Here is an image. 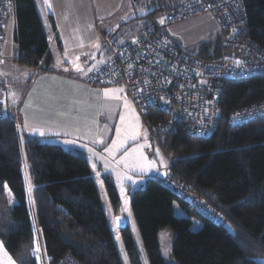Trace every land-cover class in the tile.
<instances>
[{
  "label": "trees",
  "instance_id": "1",
  "mask_svg": "<svg viewBox=\"0 0 264 264\" xmlns=\"http://www.w3.org/2000/svg\"><path fill=\"white\" fill-rule=\"evenodd\" d=\"M182 1L144 0L147 12L141 20L140 34L159 13L175 8ZM244 4L246 20L239 35L264 49V0H244ZM46 8L50 19L49 7ZM10 10L14 15L15 47L13 58H8L39 72L50 70L53 57L35 1L8 0L7 14ZM104 36L110 39L111 33L104 32ZM219 41L220 33L209 35L189 53L213 61L219 56ZM259 101H264V73L225 80L219 93L221 115L211 135L190 136L174 129L162 135L158 146L152 142L148 125L165 121L166 116L154 109L146 111L144 116L137 112L151 146L145 145L143 152L152 156V148L157 147L169 158L165 171L191 182L195 194L223 213L234 231L231 234L224 224L202 217L165 185L163 179L149 175L139 187L127 185L130 207L149 264H261L258 260L264 261V117L229 126L232 111ZM29 182L34 204L27 203L25 189ZM103 185L113 214L121 215L119 194L110 174H103ZM174 203L186 215L176 216ZM0 210L6 216L0 220V241L5 242L6 253L16 264H21V255L35 261L30 254L34 240L32 222L41 229L49 264H56L66 253L83 264H122L86 153L42 141L36 135L20 134L14 120L2 113ZM192 217L200 221L198 229L191 228ZM119 229L131 263L138 264L128 226ZM166 229L171 233L168 256L162 254L159 240V234Z\"/></svg>",
  "mask_w": 264,
  "mask_h": 264
},
{
  "label": "built area",
  "instance_id": "2",
  "mask_svg": "<svg viewBox=\"0 0 264 264\" xmlns=\"http://www.w3.org/2000/svg\"><path fill=\"white\" fill-rule=\"evenodd\" d=\"M237 4L239 15H236L234 7ZM7 11L8 0H0V38ZM204 13L212 15L220 33L219 56L213 61L202 60L182 50L163 32L165 27L179 20ZM161 18H164V24H160ZM245 20L244 0H183L175 8L159 13L134 39L118 44L105 40L107 58L84 78V82L98 88H122V93L131 100L141 116L149 109L164 114L165 121L148 125L156 146L164 133L174 129L183 130L190 136H209L216 130L221 115L219 93L222 82L264 73V49L239 35ZM233 28L238 31L233 32ZM237 60L243 61V66L236 67ZM8 61L11 59L4 56L0 49V64ZM88 62L87 56L76 61L79 65ZM202 80L207 83L202 84ZM161 97L167 101L166 104ZM5 100L6 89L0 81V114ZM234 114H239L240 123L264 117V101L232 111L229 126L233 124ZM249 115L251 119H243ZM145 151L149 152L148 149ZM167 173L163 183L178 197L189 202L202 217L212 222L228 223L223 213L195 194L191 182L179 180L169 171ZM34 234L33 231V237ZM56 264L83 263L71 253H66Z\"/></svg>",
  "mask_w": 264,
  "mask_h": 264
},
{
  "label": "crops",
  "instance_id": "3",
  "mask_svg": "<svg viewBox=\"0 0 264 264\" xmlns=\"http://www.w3.org/2000/svg\"><path fill=\"white\" fill-rule=\"evenodd\" d=\"M34 1L47 37L48 50L53 57V65L50 70L39 72L34 67L15 61L0 64V80L4 83L6 89V100L2 114L10 116L16 127L20 125L19 128L17 127L20 134H32L30 132L31 127L45 129L47 134L44 137H40L39 134L32 135L40 137L42 141L57 143L64 148L83 150L87 159L91 158L99 169H105L103 163L106 164L107 168L113 165L114 168L118 169L116 164L114 166L116 154L111 157L105 151L106 148L112 146L114 140H117L112 129L117 117L112 116L114 103H118L117 109L119 112L122 104H125V100L127 101V107L131 109L129 113L135 127V131L130 137L136 132L140 133L134 141L140 154L143 148L141 149L139 146L147 144L145 142L147 132L133 103L128 102L127 99L129 98L122 92L115 93L113 91H110L107 97L105 96V89L115 90L120 89L119 87L98 88L84 82V78L95 71L105 60V53H98L96 46L100 33L93 26L95 25L94 17L96 15L91 11L89 4L87 8L83 6V2L77 0H49L51 5L49 7L51 18L49 19L48 10L43 0ZM115 2L117 8L121 0ZM77 10L80 11V14ZM110 12L107 10L102 11L99 18L106 17ZM8 24L11 25L9 41L6 39V25ZM13 30L14 15L12 13L10 17L8 12L3 24L0 49L5 56L10 58L14 56L15 47ZM84 53L90 55L89 62L81 65L84 71L77 72L75 70L77 57L80 58ZM66 68L68 71L64 70ZM89 68L92 71H88ZM13 92L15 97L11 95ZM116 95H119L122 99H115ZM14 100L15 102H13ZM5 108L6 112L4 111ZM25 120L29 125L27 129L24 127ZM72 139H76L78 144H87L89 148L94 149L98 156H92L87 148L69 146L63 143L65 140ZM122 150L123 147L116 151L121 152ZM147 157L152 158L148 155ZM113 182L116 186L114 179ZM104 195L107 198L105 189ZM31 224L32 230L38 234V243L42 249L39 260L34 256L32 257L36 264H39V262L40 264H49L50 257L45 253L41 229L33 222ZM33 242L36 243V238Z\"/></svg>",
  "mask_w": 264,
  "mask_h": 264
},
{
  "label": "rangeland",
  "instance_id": "4",
  "mask_svg": "<svg viewBox=\"0 0 264 264\" xmlns=\"http://www.w3.org/2000/svg\"><path fill=\"white\" fill-rule=\"evenodd\" d=\"M77 1L83 2V6H86L87 8H88L87 5L89 4L91 7V11L94 12V14L96 15L94 17L95 25L93 26L95 30L97 28L100 32L98 35V44H97L99 45V47H97V49H98V53L101 52L105 53L106 58L108 55V51L106 49L105 40L106 41L111 40L112 42L119 43L126 40H132L137 35L140 34L142 29L141 20H143L144 18L143 16L147 12V7L144 4V0H137V1L121 0L120 5L117 8L115 1L118 0H77ZM104 10L111 12L110 14H107L106 17L99 18V16H101V12ZM77 11L80 14V11L79 10ZM12 13L13 11L10 10L9 11L10 17L12 16ZM105 31L111 33L110 39L104 36ZM163 32L170 39H172L182 50L189 53L193 51L198 46L199 43L207 39L209 35H214L216 33H219V28L212 15H210L209 13H204V14L192 16L187 19L179 20L176 23L165 27L163 29ZM10 34H11V25L8 24L6 25V39H8V41L10 40ZM88 52L91 53L90 51ZM83 56H87L90 59V55L87 53H84L82 56H80V58H82ZM104 61L105 60H103L102 63H104ZM127 100L130 103L131 100L130 99ZM117 105L118 103L117 104L114 103L112 108V116H117L115 124L112 127V129L114 131V137L118 139L116 129L120 128L121 136L119 137V139L121 141H124L125 136L130 137V135L135 131V127L133 125V120L131 118L132 116L129 113L131 109L126 107L125 104H122L121 110L118 112ZM138 116L140 115L138 114ZM121 117H123V120H121ZM141 122L143 127L146 129L143 121ZM148 140L149 137L147 141L145 140V142L147 143L146 145L148 148H151L150 144H148L149 142ZM134 141L136 140L133 139L131 140V138L127 139L126 141H124L123 150L121 152L115 151L116 156H115L114 166L116 164L118 166V169L114 168L113 165L112 167L107 168L105 163H103V167L105 169H99L97 167V164H95L91 158L88 159L90 161L91 175L96 185L97 191L101 196L102 206L103 209L105 210L104 212H106V217L109 223V227L111 229L112 237L116 247L118 248L122 264H132V263L128 254L124 249L120 229L115 225V219H114L115 215L113 214L111 207L109 206L108 200L104 195V185H103L104 173L110 174L112 180L113 179L115 180L116 189L118 191L119 199H120V213L125 218L126 225L128 226L130 233L132 235L133 242L135 244V248L137 252L138 264H149L139 234V230L130 207L127 185H132V187H139L144 182L146 177H148L149 175H156V172L149 171L145 174L139 171L137 165L143 164L145 163V161L141 158V154L138 153L137 146L135 145ZM156 149L158 148L157 147L152 148L153 154L151 159H149L147 155L143 153V151L140 152L143 154L144 157H147V160H155L157 162L158 169L160 168L167 169L168 168L167 158L160 150H159L160 155L158 156L156 154ZM161 158L164 160V164L167 165V167H164V165L160 164ZM93 163L96 165L95 169L92 168ZM124 177H131V179L135 180L136 183L133 184L131 180L124 179ZM28 185H26V189H25L27 195V203L29 202L28 199L29 193L27 191ZM173 210L176 216L186 215V213L182 211V209H180L177 203H174ZM5 217H6L5 212H2L0 210V220H4ZM192 218L193 219H192L191 228L198 229L200 227V221L196 217H192ZM194 222L196 223L194 224ZM170 234H171L170 231L167 229L159 234V240L161 243V252L165 256H168L170 253ZM34 236H35L34 239L36 238V243H38L39 237L36 232ZM117 236H119L120 238L119 240H117ZM36 243L33 242L32 248L35 247ZM30 254H31V250H30ZM125 257H127L126 260ZM258 262L262 263L264 261L258 260ZM133 264H137V263H133Z\"/></svg>",
  "mask_w": 264,
  "mask_h": 264
},
{
  "label": "snow or ice",
  "instance_id": "5",
  "mask_svg": "<svg viewBox=\"0 0 264 264\" xmlns=\"http://www.w3.org/2000/svg\"><path fill=\"white\" fill-rule=\"evenodd\" d=\"M44 4H45L46 7H51V5L49 3V0H44ZM234 7H235V10H236V15H239L240 14L239 5L238 4L237 5H234ZM159 22H160V24H164L165 23L164 18H161ZM236 31H237V29L236 28H233V32H236ZM96 46L99 47V45H96ZM77 59H79V58L77 57ZM243 64H244L243 61H240V60L235 61V66L236 67H241V66H243ZM64 70L65 71H68L67 68L64 69ZM75 70L77 72L84 71V69L79 64H75ZM88 71H92V69L89 68ZM197 75H200V73H197ZM201 83L202 84H205V83H207V81H203L202 80ZM110 91H113L115 93H121V92H123V89L122 88L121 89H115V90L105 89L104 90V94H105L106 97L108 96V93ZM11 95L13 97H15V93L14 92L11 93ZM114 98L115 99H122V97H120L119 95H116ZM160 99L162 101H164L165 104L167 103V101L164 100L163 97H161ZM13 102H15V100ZM209 103H211V102L209 101ZM25 106L27 107V104ZM125 106L126 107L128 106L126 100H125ZM4 111L6 112V108L4 109ZM216 111H218V110H216ZM205 112H207V109H205ZM214 114H215V112H214ZM251 118L252 117L250 115L243 117V119H245V120L246 119H251ZM121 120H123V117H121ZM239 122H241V117L239 116V114H234V116H233V123L234 124H238ZM17 127L19 128L20 125H17ZM24 127L26 129L29 128V125H28L27 120L24 121ZM105 127H107V126H105ZM30 132L32 134H39L40 137H44L47 134V132H46L45 129H42V128H39V127H31ZM116 133H117L118 139L113 141L111 147L105 149V151H107L110 156H114L115 155V151L123 147L124 141H126L129 138L135 140L136 136L140 135L139 132H136L131 137L125 136L124 137V141H121L119 139V137L121 136V129L120 128H117L116 129ZM145 140L147 141V135L146 134H145ZM21 141L23 143V136L21 137ZM63 143L65 145H69V146H77V147L87 148L88 152L91 153L92 156H98V154L94 151L93 148H89L87 144H78L76 139L65 140ZM144 146L145 145H140L139 147L142 149ZM134 151H136V150H134ZM156 154L158 156L160 155L159 149H156ZM141 158L145 161V163L138 164L137 165V167L139 168V171L141 173H145L146 174L149 171H155L157 176L162 177V178H165V179L167 178L168 173L166 171L161 173L159 171V169L157 168V162L155 160H147V157H144L142 153H141ZM122 159H124V158H122ZM160 164L161 165H164V167H167V165L164 164V160L162 158L160 159ZM92 168L93 169L96 168V165L94 163L92 164ZM124 179L131 180V182L133 184L136 183V181L135 180H132L131 177H124ZM5 187H7V186L5 185ZM27 191H28L29 197H30V201L29 202L31 204H34V200L31 199L32 185H31L30 182H29ZM122 191H123V189H122ZM116 219H119V218L117 217ZM195 223L196 222H194V224ZM119 239H120L119 236H117V240H119ZM4 243H5L4 241H0V264H16V261L11 256H8L7 255L6 249L4 248ZM40 253H41V247H40L39 243H36L35 247L31 249V256H34V257H36L37 260H39L40 259ZM19 259L21 261V264H35V261H33L30 258V256H28V255H21ZM126 259H127V257H125V260ZM262 264H264V262H262Z\"/></svg>",
  "mask_w": 264,
  "mask_h": 264
},
{
  "label": "water",
  "instance_id": "6",
  "mask_svg": "<svg viewBox=\"0 0 264 264\" xmlns=\"http://www.w3.org/2000/svg\"><path fill=\"white\" fill-rule=\"evenodd\" d=\"M238 31V30H237ZM236 31V32H237ZM161 173L162 172H165V169H161V170H159ZM156 177L157 178H160V179H163L162 177H159V176H157L156 175ZM119 218V219H116V218ZM115 225L118 227V228H122V227H124L125 226V224H126V222H125V218L122 216V215H115ZM224 226V228L228 231V232H230L231 234H234V231H233V229H232V227H231V225L229 224V223H226V224H224L223 225Z\"/></svg>",
  "mask_w": 264,
  "mask_h": 264
}]
</instances>
